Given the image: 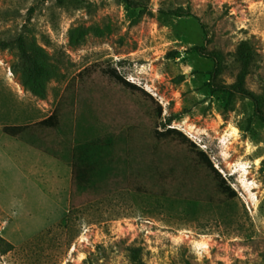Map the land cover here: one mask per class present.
<instances>
[{"label": "rangeland", "instance_id": "obj_1", "mask_svg": "<svg viewBox=\"0 0 264 264\" xmlns=\"http://www.w3.org/2000/svg\"><path fill=\"white\" fill-rule=\"evenodd\" d=\"M0 74V264H264V0H0Z\"/></svg>", "mask_w": 264, "mask_h": 264}, {"label": "crops", "instance_id": "obj_2", "mask_svg": "<svg viewBox=\"0 0 264 264\" xmlns=\"http://www.w3.org/2000/svg\"><path fill=\"white\" fill-rule=\"evenodd\" d=\"M0 78H3L0 85V117L3 122L6 121L10 126H14L20 124L23 117L38 115L39 120L46 118V108L29 96L13 76L6 77L5 74H0ZM3 122H0V159L14 155L13 151L6 147L18 146L24 142L22 139L3 137ZM6 130L7 134H10L9 128Z\"/></svg>", "mask_w": 264, "mask_h": 264}]
</instances>
